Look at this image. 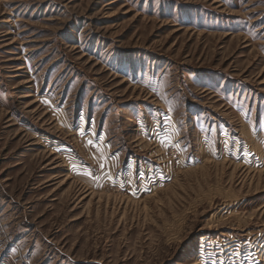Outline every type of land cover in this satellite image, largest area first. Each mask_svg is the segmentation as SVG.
Instances as JSON below:
<instances>
[{"label": "rangeland", "instance_id": "rangeland-1", "mask_svg": "<svg viewBox=\"0 0 264 264\" xmlns=\"http://www.w3.org/2000/svg\"><path fill=\"white\" fill-rule=\"evenodd\" d=\"M0 264H264V0H0Z\"/></svg>", "mask_w": 264, "mask_h": 264}, {"label": "snow or ice", "instance_id": "snow-or-ice-1", "mask_svg": "<svg viewBox=\"0 0 264 264\" xmlns=\"http://www.w3.org/2000/svg\"><path fill=\"white\" fill-rule=\"evenodd\" d=\"M81 135H83V132H81ZM165 139H170V137H165ZM163 142V141H162ZM93 143L91 140L89 141V144ZM73 168H75V165H73ZM89 175H91V173H88Z\"/></svg>", "mask_w": 264, "mask_h": 264}]
</instances>
